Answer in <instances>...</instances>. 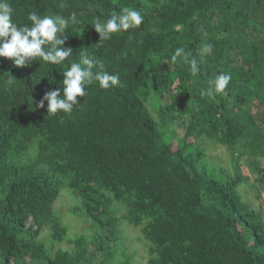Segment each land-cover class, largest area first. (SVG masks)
<instances>
[{
  "label": "trees",
  "instance_id": "trees-1",
  "mask_svg": "<svg viewBox=\"0 0 264 264\" xmlns=\"http://www.w3.org/2000/svg\"><path fill=\"white\" fill-rule=\"evenodd\" d=\"M11 4L17 24L30 26L29 12H75L82 23L67 29L73 52L59 65L0 57V264H136L125 225L149 244L145 264H264V211L243 191L253 174L264 190V0ZM124 7L143 23L100 43L91 24ZM205 43L213 51L201 59ZM178 47L197 60L195 76L171 61ZM82 55L120 84L96 81L71 114L48 116L39 101ZM221 73L228 87L208 95ZM214 144L228 164H215ZM67 187L92 221L90 236H69L55 213Z\"/></svg>",
  "mask_w": 264,
  "mask_h": 264
},
{
  "label": "clouds",
  "instance_id": "clouds-1",
  "mask_svg": "<svg viewBox=\"0 0 264 264\" xmlns=\"http://www.w3.org/2000/svg\"><path fill=\"white\" fill-rule=\"evenodd\" d=\"M14 11L11 0H0V57L10 58L15 66L23 67L31 65L37 58L59 65L72 56L73 50L65 47V42L69 38L65 33L70 26L82 23L75 12L67 17L60 14L41 16L37 12H29L27 16V20L31 22L29 26L14 22ZM143 20L144 17L139 11L124 7L119 14L113 13L106 20L97 18L91 25L99 33L102 43L110 40L113 34L139 27ZM212 51L213 46L205 43L198 50V55L203 59L211 55ZM191 57L190 51L186 52L183 47H178L171 56V61L176 63L178 58L182 59L184 63L191 65V73L195 76L200 69L197 60ZM98 66L99 70H96ZM62 75L64 77L62 86L46 92L39 101L38 106L41 109L45 107L47 101L48 116L59 112L71 114L74 107L81 103L77 97H85L87 87L96 81L102 89L120 84L118 73L110 74L104 71L103 64L89 55H82L79 62H71L70 67L63 71ZM231 79L230 74L218 75L211 81L214 88L208 89V95L224 93ZM7 83L12 84L14 80L10 77Z\"/></svg>",
  "mask_w": 264,
  "mask_h": 264
},
{
  "label": "rangeland",
  "instance_id": "rangeland-1",
  "mask_svg": "<svg viewBox=\"0 0 264 264\" xmlns=\"http://www.w3.org/2000/svg\"><path fill=\"white\" fill-rule=\"evenodd\" d=\"M184 123V121H183ZM187 123V122H185ZM176 147V144H174ZM37 146H32L26 155L36 154ZM210 155L213 156L215 164H228L230 162V154L228 150L218 144H214L210 147ZM244 170L247 174L250 173L246 160H243ZM249 171V173H248ZM255 174L252 175L250 185L243 186V191L247 195V198L254 203L256 208H262L264 211V190L261 184L256 180ZM261 194L258 198L257 194ZM55 213L61 219V221L68 227L69 236L75 237L77 235H92L94 230L92 227V221L84 214L82 209V201L76 195H73L70 188H64L55 203ZM127 239L125 243L128 249L132 253L137 252L135 258L136 264H145L149 257V244L145 239L140 229L129 227L125 225Z\"/></svg>",
  "mask_w": 264,
  "mask_h": 264
}]
</instances>
